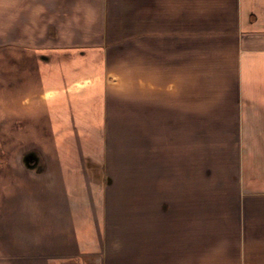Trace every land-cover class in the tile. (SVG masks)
<instances>
[{
  "label": "crops",
  "instance_id": "1",
  "mask_svg": "<svg viewBox=\"0 0 264 264\" xmlns=\"http://www.w3.org/2000/svg\"><path fill=\"white\" fill-rule=\"evenodd\" d=\"M1 4L0 264H264V0H13L4 44Z\"/></svg>",
  "mask_w": 264,
  "mask_h": 264
},
{
  "label": "rangeland",
  "instance_id": "2",
  "mask_svg": "<svg viewBox=\"0 0 264 264\" xmlns=\"http://www.w3.org/2000/svg\"><path fill=\"white\" fill-rule=\"evenodd\" d=\"M1 1H2L1 5L3 8V44H4L6 43V41H9V36L6 35L4 31H5V22L8 21L10 3L13 0H1ZM4 51L5 49H3V52ZM125 103L127 102L115 98V100L111 104L114 105L113 106L114 110H120L122 105L126 106ZM129 105H130L129 107L132 108L130 111H136V105L132 103L131 104L129 103ZM110 120L113 121L114 123L113 126L115 128L114 131L109 132V138L111 137L110 154L113 157L112 162H114V169L112 171L115 175V179L113 180V182L115 184L114 185L115 191L117 190L114 196V203L112 209L114 208L115 215L118 216L114 218L115 223L113 226V235L115 236L125 235L127 237L136 236L138 234L137 232L138 220L136 219V207H137L136 201L138 198L137 178H136L138 149H137V131L131 130V128H136V116H123V117L112 116ZM6 151L5 152L3 151V154H6ZM125 171L127 172V174L124 173ZM202 182L200 183L202 184ZM193 197L196 200L199 198V195L195 194ZM161 199L163 203H166V207H168L170 196L164 195L163 193ZM182 208L185 209L184 201L182 203ZM122 212L125 216V218L123 219L119 216V214H121ZM195 214H197V212H195ZM168 216H169V212H167V217Z\"/></svg>",
  "mask_w": 264,
  "mask_h": 264
}]
</instances>
